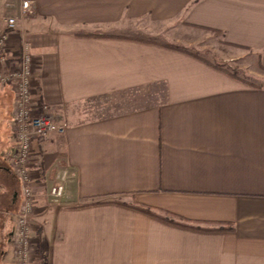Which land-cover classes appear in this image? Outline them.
Here are the masks:
<instances>
[{
    "label": "crops",
    "instance_id": "1",
    "mask_svg": "<svg viewBox=\"0 0 264 264\" xmlns=\"http://www.w3.org/2000/svg\"><path fill=\"white\" fill-rule=\"evenodd\" d=\"M22 1L0 0L18 18L0 72L25 45L31 105L61 129L32 143L30 264H264V86L174 36L123 33L140 20L214 31L264 66V0H31L20 16ZM13 104V84H0V264L15 263L21 203Z\"/></svg>",
    "mask_w": 264,
    "mask_h": 264
},
{
    "label": "built area",
    "instance_id": "2",
    "mask_svg": "<svg viewBox=\"0 0 264 264\" xmlns=\"http://www.w3.org/2000/svg\"><path fill=\"white\" fill-rule=\"evenodd\" d=\"M31 0L21 2L20 16L32 14ZM4 23L0 34V61L6 57L9 32L15 30L18 18L0 15ZM0 84H13L14 104L12 133L13 148L8 153L13 173L18 181L21 203L15 212L14 261L15 264H28L31 254L30 219L35 210V193L32 188V176L29 164L32 159V143L60 131V127L46 105H31L33 90V60L25 45L17 56V65L5 72H0ZM63 186L56 184L49 190L53 202L62 196Z\"/></svg>",
    "mask_w": 264,
    "mask_h": 264
},
{
    "label": "rangeland",
    "instance_id": "3",
    "mask_svg": "<svg viewBox=\"0 0 264 264\" xmlns=\"http://www.w3.org/2000/svg\"><path fill=\"white\" fill-rule=\"evenodd\" d=\"M128 24L130 27L126 32L120 29L124 34H130L148 40H159L162 43L170 41V36H174L178 44L191 54L201 56L206 59V61L210 62V64L219 66L222 70H225L227 74L240 78L247 84L252 86H264V67L260 64L259 60H256V55L250 51L237 49L224 44L220 34L214 31L195 28L186 29L185 27H179L177 25H175V29H171V26L168 24L158 25L146 20L133 21ZM237 55L240 59L235 60V56ZM34 213L35 210L30 219V237L33 230L31 221L34 217ZM31 249L28 264H30L34 258L33 245Z\"/></svg>",
    "mask_w": 264,
    "mask_h": 264
},
{
    "label": "trees",
    "instance_id": "4",
    "mask_svg": "<svg viewBox=\"0 0 264 264\" xmlns=\"http://www.w3.org/2000/svg\"><path fill=\"white\" fill-rule=\"evenodd\" d=\"M177 49H180V50H182V51H184V52H188L187 50H184L183 48H180V47H176ZM191 54V53H190ZM194 55V54H193ZM195 56H197V55H195ZM210 63V62H209ZM211 65H213L214 67H216V68H218V69H220V70H222L219 66H217V65H214V64H211ZM264 67V66H263ZM222 71H225V70H222ZM226 72V71H225ZM139 209H141L142 211H144V212H147V213H149V214H153L152 213V211L151 210H149L148 208H139ZM157 216H159V217H161V218H163L165 221H168V222H170V223H173V224H177V225H181V226H190V225H188V222H186V221H183V219H181V218H177L178 220H175V219H173V218H168V216H161V215H157Z\"/></svg>",
    "mask_w": 264,
    "mask_h": 264
}]
</instances>
